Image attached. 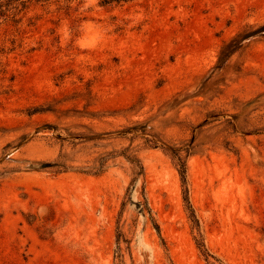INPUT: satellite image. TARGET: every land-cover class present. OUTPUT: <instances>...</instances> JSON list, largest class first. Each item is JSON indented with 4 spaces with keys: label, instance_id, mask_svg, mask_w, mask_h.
Segmentation results:
<instances>
[{
    "label": "rangeland",
    "instance_id": "rangeland-1",
    "mask_svg": "<svg viewBox=\"0 0 264 264\" xmlns=\"http://www.w3.org/2000/svg\"><path fill=\"white\" fill-rule=\"evenodd\" d=\"M262 24L264 0H0V264H264V34L217 67Z\"/></svg>",
    "mask_w": 264,
    "mask_h": 264
},
{
    "label": "trees",
    "instance_id": "trees-1",
    "mask_svg": "<svg viewBox=\"0 0 264 264\" xmlns=\"http://www.w3.org/2000/svg\"><path fill=\"white\" fill-rule=\"evenodd\" d=\"M114 0H104V2L108 3ZM264 34V24L258 26L256 29L249 31L247 33L242 34L241 36H239L238 38L232 40L231 42L227 43L223 50H222V56H220V64L217 67H222L226 61V59L237 49L241 48L243 45V40L247 39L251 36H255V35H262ZM130 160H132V162H137L138 160L134 157H128ZM179 164L181 166V173L183 175V177H185L186 174V163L185 161L182 159V157H179ZM141 168H143L142 166H140Z\"/></svg>",
    "mask_w": 264,
    "mask_h": 264
}]
</instances>
